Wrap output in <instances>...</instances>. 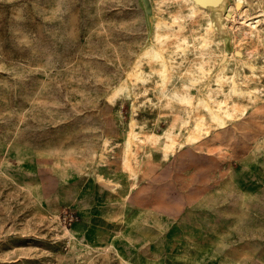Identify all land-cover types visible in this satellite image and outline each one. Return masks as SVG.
Listing matches in <instances>:
<instances>
[{
  "label": "rangeland",
  "instance_id": "1",
  "mask_svg": "<svg viewBox=\"0 0 264 264\" xmlns=\"http://www.w3.org/2000/svg\"><path fill=\"white\" fill-rule=\"evenodd\" d=\"M231 2L227 41L188 0H0V264H264V0Z\"/></svg>",
  "mask_w": 264,
  "mask_h": 264
},
{
  "label": "bare ground",
  "instance_id": "2",
  "mask_svg": "<svg viewBox=\"0 0 264 264\" xmlns=\"http://www.w3.org/2000/svg\"><path fill=\"white\" fill-rule=\"evenodd\" d=\"M191 3V7L193 8V12L194 13H199L202 10L206 12H210L211 11V18H212V23L214 25V27L216 28V30L220 33L223 34L226 37L227 41L231 40V36L229 35V28L226 24V22L223 20L224 15L228 12L230 16L234 15V10L230 9V6L232 5L231 0H188ZM211 2H217L216 5H213ZM195 15V14H194ZM234 17V16H233ZM236 17V16H235ZM154 20H155V12H154ZM243 20V19H242ZM178 22V21H177ZM243 24V23H242ZM245 24V22H244ZM162 23L160 21H158V29L160 30L162 28ZM164 37H166V35L161 34L160 32H158L157 35V39L160 41H163ZM169 37V36H167ZM206 40V39H205ZM204 40V41H205ZM229 43V42H228ZM211 45V44H210ZM209 46V42L207 43L206 41L203 44V47H208ZM162 48V47H161ZM202 48V47H200ZM230 47L226 48L225 50V57L228 54ZM153 50V47H150V49L147 51L148 54H151ZM160 50L155 51L154 53V57H160L159 52ZM163 51V50H162ZM201 51V50H200ZM205 52V50H203ZM161 52V51H160ZM164 52V51H163ZM234 56V55H233ZM223 59V58H222ZM227 61V60H226ZM219 68V67H218ZM166 71V70H165ZM194 80V79H193ZM125 81V79H124ZM195 83V82H194ZM191 84V83H190ZM197 84V83H196ZM122 86V85H121ZM199 104V103H198ZM208 107V105H207ZM214 116L220 121V125L222 127H224L225 124L223 121V118L218 115L217 113H214ZM227 117H231L232 113L231 112H227L226 113ZM226 120V119H225ZM201 122V121H200ZM197 121V123L195 124L194 129L192 130L191 133H189L188 138L190 140H194V141H198L200 134H202V122L200 123ZM226 122V121H225ZM206 128V127H205ZM192 129V128H191ZM207 131V130H206ZM169 132V131H168ZM207 134V133H206ZM172 137V136H171ZM170 137V139H171ZM172 142L174 143V140H172ZM170 145V144H169ZM175 146V145H174Z\"/></svg>",
  "mask_w": 264,
  "mask_h": 264
},
{
  "label": "water",
  "instance_id": "3",
  "mask_svg": "<svg viewBox=\"0 0 264 264\" xmlns=\"http://www.w3.org/2000/svg\"><path fill=\"white\" fill-rule=\"evenodd\" d=\"M142 1L145 5V9H146L149 19L154 20V6L152 4V0H142ZM211 3L213 5L217 4V2H211Z\"/></svg>",
  "mask_w": 264,
  "mask_h": 264
}]
</instances>
